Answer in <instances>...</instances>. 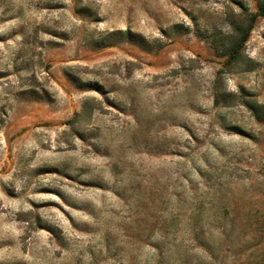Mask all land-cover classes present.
<instances>
[{
	"label": "rangeland",
	"instance_id": "rangeland-1",
	"mask_svg": "<svg viewBox=\"0 0 264 264\" xmlns=\"http://www.w3.org/2000/svg\"><path fill=\"white\" fill-rule=\"evenodd\" d=\"M264 0H0V264H264Z\"/></svg>",
	"mask_w": 264,
	"mask_h": 264
},
{
	"label": "trees",
	"instance_id": "trees-1",
	"mask_svg": "<svg viewBox=\"0 0 264 264\" xmlns=\"http://www.w3.org/2000/svg\"><path fill=\"white\" fill-rule=\"evenodd\" d=\"M257 16H260V17L264 18V1H262L258 5V13L254 14V15L252 14V15L249 16L250 17V20H249L250 25L247 28V33H245L243 38L239 42H237L235 44L234 48H232V53H231V55H229L230 61L237 60V58L239 57V55H240V50L239 49L246 42L248 33L251 30V24L254 22V20L256 19Z\"/></svg>",
	"mask_w": 264,
	"mask_h": 264
}]
</instances>
